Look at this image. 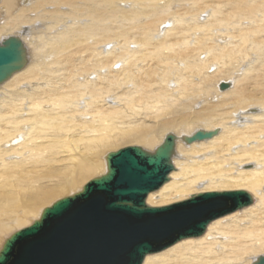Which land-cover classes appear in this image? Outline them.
<instances>
[{"label": "bare ground", "instance_id": "6f19581e", "mask_svg": "<svg viewBox=\"0 0 264 264\" xmlns=\"http://www.w3.org/2000/svg\"><path fill=\"white\" fill-rule=\"evenodd\" d=\"M11 36L27 64L0 84V248L103 149L172 134L173 170L147 206L214 189L252 202L142 264L264 256V0H0V43ZM198 130L218 133L181 140Z\"/></svg>", "mask_w": 264, "mask_h": 264}, {"label": "water", "instance_id": "95a60500", "mask_svg": "<svg viewBox=\"0 0 264 264\" xmlns=\"http://www.w3.org/2000/svg\"><path fill=\"white\" fill-rule=\"evenodd\" d=\"M27 64L20 38L0 43V84ZM229 83L219 84L221 91ZM218 130L181 138L189 145ZM176 137L167 134L152 151L128 146L105 156L106 172L80 191L43 208L31 225L10 234L0 264H142L147 255L202 235L213 220L252 202L245 191L207 192L167 206L150 207L146 197L168 181ZM253 264H264V256Z\"/></svg>", "mask_w": 264, "mask_h": 264}, {"label": "rangeland", "instance_id": "374dc122", "mask_svg": "<svg viewBox=\"0 0 264 264\" xmlns=\"http://www.w3.org/2000/svg\"><path fill=\"white\" fill-rule=\"evenodd\" d=\"M25 37V36H24ZM128 146H133V144H125V145H123V146H119V147H117V148H106V149H103L102 150V154H101V156L103 155H105L106 153H109V152H114V151H117V150H119V149H122V148H125V147H128ZM138 146H141V145H138ZM145 145L143 144L141 147H143V148H146V147H144ZM146 149H149V148H146ZM149 150H152V149H149ZM100 156V157H101ZM103 156H102V159L101 158H99L100 159V165H101V168L100 169H96V170H94L91 174H90V176L86 179V180H84V181H82V180H79L77 183H76V186H75V188L74 189H77V190H79L80 189V187H81V185H85L87 182H89L90 180H92L93 178H95V177H99V176H101V175H103L104 174V160H103ZM103 173V174H102ZM83 185V186H84ZM79 188V189H78ZM196 189H198L197 191H194V192H187V193H184V194H186L187 196H184V198L182 199V200H184V199H187V197L189 196V195H192V194H195V193H198L200 190L199 189H201V188H199V187H196ZM77 190H67L65 193H63V194H61L60 196H58L57 198H55V199H53V202L54 201H56V200H58V199H60V198H62V197H65V196H67V195H70L71 193H74V192H76ZM212 191H229V190H221V189H214V190H209V191H205V192H212ZM158 200V198H154L153 199V201L154 202H156ZM174 200V199H173ZM175 201V200H174ZM174 201H168V202H165V204H162V205H159V206H166V205H169V204H172V203H174ZM181 201V200H180ZM52 202V203H53ZM147 202V201H146ZM51 203H46V204H43V205H41V206H39V207H37V208H39V211L41 210V209H43V208H45V207H47V206H49ZM148 204V203H147ZM149 205V204H148ZM150 206H152V205H150ZM157 207V206H156ZM28 225V224H27ZM26 225V226H27ZM15 229H12V232L14 231ZM11 231V230H10ZM10 231H7V233H6V236H8V235H10V234H8ZM16 231V230H15ZM14 231V232H15ZM12 232H11V234H12ZM8 234V235H7ZM6 238V237H5ZM3 239V238H2Z\"/></svg>", "mask_w": 264, "mask_h": 264}]
</instances>
